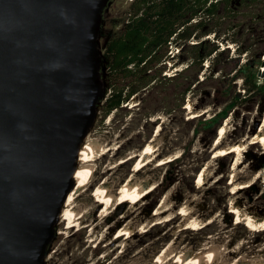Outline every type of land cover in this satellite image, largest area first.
I'll return each instance as SVG.
<instances>
[{"label":"rangeland","instance_id":"1","mask_svg":"<svg viewBox=\"0 0 264 264\" xmlns=\"http://www.w3.org/2000/svg\"><path fill=\"white\" fill-rule=\"evenodd\" d=\"M130 2L132 0H106L102 9V23L97 37V53L100 58L99 76L104 87L106 77L102 75L101 68L105 41L120 29L122 17L126 16ZM262 8V2H260L257 7L254 5L251 11L245 8L238 14V17H228L221 21L214 20L212 24H215L220 32L229 30V33L243 44L251 45L259 36L258 43L261 45L264 42V16L259 14V10L262 11ZM205 37L212 40L213 33ZM193 41H196L195 38H192L191 42ZM229 44H231L229 55L222 54L215 65V67L220 66L221 71L212 72V66H210L212 55L211 58L208 57L204 60V68L198 77L199 80L205 75L207 78L202 84L186 93L181 109L176 107L180 87L174 80L151 83L145 89L141 88L123 102L120 108L112 110L106 115L102 109V101L97 103L95 116L86 136L91 138L90 140L98 142L99 148L100 145H106L111 149L106 152V155L104 154L102 158L95 161V166H97L94 176L77 204L84 206L91 202L89 193L102 180L103 170L108 164V166L114 165L113 168H115L108 172V175L111 176V183H123L130 176L136 163L135 157L130 159L131 154L139 152V149L143 148L145 143L154 136L157 126L160 125L155 143L162 150L161 156L177 151L180 154L179 157L165 165L155 168L156 162H153L142 169L139 179H150L145 188L150 187L152 182H156L157 185L152 192H149L135 205L136 210H132L135 211L131 213V216L138 214L139 221L151 218V213L161 197L168 193V201L176 206L172 213L177 212L178 206L187 201L203 220L212 218V222L203 229L182 231L179 237L181 245L199 249L205 243L206 237L211 234L214 237V246L218 247V251L225 243L231 245L232 248L238 241H244L243 251L249 252L251 255L264 254V251L258 252L264 243V230L249 231L243 224H237L235 214L229 211L231 197L234 198L237 205L244 207L248 212L258 216L264 215V193H261L259 178H256L248 187L235 193H230L231 185L229 184L232 169L236 171L239 181L250 179L257 172V164L263 159L264 144L261 141L246 144V150L241 154L242 161L238 165L236 164L237 166H233L235 159L233 152L225 156L212 157L218 128L214 130V128L205 127L200 123L202 119L209 118L215 111L220 110L230 100L231 94L240 91L244 97L246 96V100L242 101L222 120L221 125L227 120V132L226 138L218 146L237 143L246 136L258 132L262 124L264 130V95L252 87H250V91L244 93L243 88L248 87L249 84H245L242 77H233L232 68L236 62L234 58L236 43L224 40L219 43V46L223 48ZM181 47L182 42H172L168 45L169 51L165 57L166 67L162 74H166L172 65H174L172 68L178 65L177 70L186 66V61L182 59L186 53H180ZM247 57L248 55L243 53L239 57V63L245 61ZM261 60L263 61L262 66H264V55ZM168 61L173 64L171 65ZM175 71H170L166 76L173 75ZM193 72L191 71V73ZM259 78L264 77L259 73ZM188 102L192 104L193 108H186ZM195 110H200V114L191 117L193 119L189 118L190 112ZM123 158L126 160L117 166L119 159ZM128 158L129 160H127ZM205 165H207V183L202 187H196L200 171ZM76 182L77 179L74 178L72 188ZM129 206L126 203L121 209L114 208V213L112 212L107 218H104L102 224L97 225L98 228L97 226L95 229L93 228L91 234H89L91 227L88 226L80 230L65 228L62 218L58 217L41 264H120L131 260L135 252L141 249L143 252L137 254V257L143 260L153 257L178 231L179 221L174 219L158 224L148 232H136L130 238L116 239V228L119 224L117 226L114 224L118 219V213L124 214ZM89 220L96 222L94 213L89 216ZM109 225H114L113 229L106 228ZM223 227L225 233H220ZM110 240L114 242L110 243ZM123 241L125 243L120 249L117 245ZM152 242L154 243L152 244ZM120 250H122L121 256L114 262L113 260Z\"/></svg>","mask_w":264,"mask_h":264},{"label":"water","instance_id":"2","mask_svg":"<svg viewBox=\"0 0 264 264\" xmlns=\"http://www.w3.org/2000/svg\"><path fill=\"white\" fill-rule=\"evenodd\" d=\"M105 3L0 0V264H41L54 233L105 94Z\"/></svg>","mask_w":264,"mask_h":264},{"label":"trees","instance_id":"3","mask_svg":"<svg viewBox=\"0 0 264 264\" xmlns=\"http://www.w3.org/2000/svg\"><path fill=\"white\" fill-rule=\"evenodd\" d=\"M260 2L263 8L259 14L264 16V0H132L126 16L122 17L120 29L110 35L104 45L101 70L106 77V84L105 95L100 100L104 115L120 108L123 102L141 88L145 89L151 83L172 80L178 82L180 87L176 107L181 109L186 93L207 78L206 75L201 80L198 77L204 68V60L212 55V72L221 71L222 68L215 65L222 54L228 56L230 52L229 46L220 48L219 43L224 40L236 43V62L232 71L233 77H242L245 84H249L243 88L244 93L252 87L264 95V78H259L264 42L260 45L258 36L251 45L243 44L229 30L220 32L212 24L214 20L238 17L245 8L251 11ZM210 33H213L212 40L205 37ZM192 38L196 41L191 42ZM172 42H182L179 51L186 53L182 58L186 66L166 76L162 73L166 67L168 45ZM243 53L248 57L239 63ZM152 70L154 72L151 73ZM245 100L246 96L240 91L231 94L230 100L220 110L202 119L200 123L214 130L219 128L229 112ZM262 157L257 169L264 164V155Z\"/></svg>","mask_w":264,"mask_h":264},{"label":"bare ground","instance_id":"4","mask_svg":"<svg viewBox=\"0 0 264 264\" xmlns=\"http://www.w3.org/2000/svg\"><path fill=\"white\" fill-rule=\"evenodd\" d=\"M228 46L230 47L231 44ZM168 62L171 65L173 64L171 61ZM173 66L174 65H172V67ZM172 67L169 69V71H166V74H169L170 71L173 72L178 69V65H176L174 68ZM261 68L264 71V66ZM191 105L192 104L188 102L186 104V108H193ZM200 110L191 111L188 117L191 118L197 114H200ZM226 124L227 120H225V122L217 130V136L213 144L212 157L225 156L228 153L233 152L235 153V159L233 163L234 166L236 164L238 165L242 161L241 154L244 150H246V144L255 141H261L264 144V130L262 124L258 132H255L250 136H246V138L243 140L234 144L218 146V144L223 142V139L226 138ZM159 129L160 125L157 126L154 136L151 137L150 141L146 142L143 148L139 149V152L131 154L130 159L135 157L134 161H136V163L130 176L123 183H111V176L108 175V172L114 167V165H107V167L103 170L104 174L102 180H100L89 193L91 202L84 206L77 203L78 199H81L84 192L87 190V186L94 176L97 166H95V161L100 157L102 158L104 154L106 155V152L109 151L111 147L107 148L108 146L106 147V145H100L101 147L99 148L98 142L90 140L91 138L89 139L88 136H85L82 139L78 147L76 165L72 175V179L76 178L77 182L68 192L59 214V217L62 218V221L65 224V228L70 230L71 228L80 230L88 226L91 227L89 231V234H91L93 228L95 229L98 224H102V220L112 214L114 208H119L127 203L130 206L126 212H124V214L118 213V219L114 224L116 226L119 224L116 228V239L122 237L130 238L136 232H148L152 227L164 222L173 221L174 219H178V226L180 228L177 232H175L173 237L168 239V241L161 247L160 251L153 257L144 260L140 257H137V254L143 252V249H141L140 251L135 252L131 260L120 264H264V254L251 255L249 252L242 250L244 247V241H238V243L232 248L230 247L231 245L229 246L228 243H225L222 245L221 250L218 251V247L216 248L214 246V237L209 234L206 237L205 243L199 249H194L184 244L181 245L179 237L182 231L188 229H203L212 222V218L203 220L199 214H196L195 209H193L192 206H190V203L187 201L182 202V204L177 208L178 211L172 213L174 209H176V206L175 204H170L168 201V193L161 197L151 213V218L139 221L138 214L131 216V213L136 210L135 205L144 199V197L149 194V192H152V190H154L157 185L156 182H152L150 187L148 186V188H145L146 184L150 182V179H139V174H141L142 169L153 162H156L155 168L165 165L169 161L179 157L180 154L179 151H177L173 154L165 153V155L162 154L161 156L162 150H160L158 144L155 143L156 136L159 134ZM124 160L126 159H119L117 166ZM127 160H129V158ZM206 167L207 165H205L200 171L196 187H202L207 183ZM256 178L257 174L255 173L250 179L239 181L237 180L238 177L236 171L232 169L229 178V184L231 185L230 193H235L242 188L248 187L254 182ZM233 199L234 198L231 197L229 199V211L235 214V221L237 224H243L251 232L263 231L264 215L258 216L254 213L248 212L247 209H244V207L237 205ZM133 209L135 210L132 211ZM93 213L95 214L96 222L89 220V216ZM113 226L109 225V227L106 228L111 229ZM98 227L99 226H97V228ZM220 233H225L224 227L220 230ZM111 242L114 241L110 240V243ZM124 243L125 241L119 242L117 246H119L121 249V247L123 248ZM153 243L154 242H152V244ZM262 251H264V243L258 249V252ZM121 253L122 250L118 251L113 260L114 262L115 259L121 256ZM113 261L112 263H114Z\"/></svg>","mask_w":264,"mask_h":264},{"label":"built area","instance_id":"5","mask_svg":"<svg viewBox=\"0 0 264 264\" xmlns=\"http://www.w3.org/2000/svg\"><path fill=\"white\" fill-rule=\"evenodd\" d=\"M257 178L260 179L261 193H264V164L256 172Z\"/></svg>","mask_w":264,"mask_h":264}]
</instances>
